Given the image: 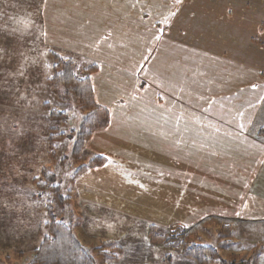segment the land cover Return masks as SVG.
<instances>
[{
  "label": "rangeland",
  "instance_id": "obj_1",
  "mask_svg": "<svg viewBox=\"0 0 264 264\" xmlns=\"http://www.w3.org/2000/svg\"><path fill=\"white\" fill-rule=\"evenodd\" d=\"M136 1L60 0L56 12L62 21L70 22L75 38L67 42L66 51L59 53L74 61L79 77L92 66H100L99 81L110 84L106 94L110 101L131 102L133 110L146 115L150 111L151 118L161 122L166 103V112L177 116V133L189 130L192 134L198 117L196 107H200L204 96L213 95L209 85L220 78L224 70L220 66L230 63L228 55L233 49L223 29L228 27L225 14L231 0H186L190 5L181 9L182 14L178 12L171 26L161 23L163 10L157 8L160 13L155 16L156 30L145 25L141 17L139 26L134 27L137 35L123 30L130 14L137 13L133 9ZM150 1L158 5L164 0ZM236 2L244 6L258 0ZM40 3L41 0H0V264H30L48 235L53 217L66 223L74 221L76 234L95 264H195L183 255L185 244L214 247L224 258L238 254L242 260L252 257V264H264V223L244 225L208 215L197 218L200 222L192 230L173 226L170 232L181 235L173 240L165 228L157 227L151 232L150 224L125 216L108 221L95 218L86 223L82 200L77 195L79 188L102 180L100 185L107 194L112 188L125 196L134 193V187L126 182H133L135 177H131L130 169H125L126 179L110 171L126 163L120 159L116 164L108 163V137L100 146L77 151L78 131L94 107L67 94L65 87L51 86L53 52L52 56L46 51L37 56V50L29 57L9 56V41L15 42L13 48L22 45V37L27 35L23 31L33 28L31 32L35 33V29L41 34L39 23L35 24ZM160 29H164L161 42L155 39ZM101 32L107 33L102 37H108V41L99 40ZM160 44L163 48L156 50ZM146 59L149 67L143 71ZM139 70L138 94L134 84ZM160 76L173 96L169 101L166 94L162 103L157 99L160 92L162 97L164 93L151 84ZM230 77L232 74L222 78L227 81ZM146 78L150 83L144 84ZM176 99H182V104L177 106ZM138 101L145 107L136 108ZM263 121L264 114L257 126ZM139 131L136 134L140 138L143 133ZM178 137L175 134L173 140ZM97 157L104 159L92 165ZM91 165L102 166V170L91 173ZM174 214L166 219H174ZM224 242L229 250L221 248Z\"/></svg>",
  "mask_w": 264,
  "mask_h": 264
},
{
  "label": "crops",
  "instance_id": "obj_2",
  "mask_svg": "<svg viewBox=\"0 0 264 264\" xmlns=\"http://www.w3.org/2000/svg\"><path fill=\"white\" fill-rule=\"evenodd\" d=\"M69 1L63 0L64 3ZM136 2L141 7L138 3L133 4L137 13L130 14L123 29L136 35L134 27L139 26L141 17L145 18V25H151L154 29L156 13H160L157 8L163 10V16L173 5V0H164L158 5L157 1L152 3L150 0ZM189 5L183 0L177 6L179 14H182V8ZM59 6L60 0H41L35 20L36 26L39 23L41 34L35 29V33L31 32L33 28L23 31L27 35L22 37V45L13 48L15 42L9 41V56L29 57L35 50L37 56L41 55L40 51L50 55L52 52L60 54V51H66L69 48L67 42L73 41L75 34L69 28L70 22L67 19L62 21L56 12ZM141 10L144 12L141 13ZM225 16L228 27L223 31H226V40L233 49L228 55L230 63L220 66L224 69L220 78L209 85L210 94L213 95L208 98L204 96L200 107H196L198 117L192 134H189V130L177 133V116L166 112V103L161 122L159 118H151L150 111L146 115L133 110L131 102L129 105V102L121 100L110 101L106 97L110 84L99 81L100 66L91 75L94 100L109 110L110 122L107 127L93 133L85 149L100 146L103 138L108 137L111 145L107 148L108 163L116 164L119 159L126 163L121 169L114 166V170L110 171L126 179L125 169H130L135 181L129 179L126 182V185L134 187V193L129 192L125 196L112 188L107 194V190L100 185L102 180H93L84 189L79 188L77 195L82 200L86 223L95 218L108 221L109 218L125 216L150 224L151 232L162 227L168 233L178 225L192 230L200 222L197 218L208 215L230 218V221L244 225L264 223V133H259L264 121L257 126L264 114V36L259 35L264 33V0L244 6L231 0L227 3ZM217 31L220 35L221 29ZM105 34L100 33V41L109 40L102 37ZM12 49L21 52L12 54ZM140 72L135 76L134 84L138 94ZM229 74L232 77L225 81L222 77ZM166 86L164 80L163 98L167 99L168 94L170 101L173 96ZM137 99L141 100L139 95ZM176 102L177 106L181 105L182 99H176ZM139 106L145 107V104L138 101L135 107ZM173 120L176 121L174 125ZM188 125L189 118L187 128ZM140 129L143 131L140 132ZM137 131L143 133L140 138ZM175 134L179 137L174 141ZM90 169L91 173H98L102 166H92ZM173 213L174 219H166L167 215L172 217ZM69 223L73 225L74 234L79 240L74 221Z\"/></svg>",
  "mask_w": 264,
  "mask_h": 264
},
{
  "label": "trees",
  "instance_id": "obj_3",
  "mask_svg": "<svg viewBox=\"0 0 264 264\" xmlns=\"http://www.w3.org/2000/svg\"><path fill=\"white\" fill-rule=\"evenodd\" d=\"M161 41L162 39H159V42ZM162 48L163 46L160 44L157 46L156 50ZM52 57L54 64L53 76L50 79L51 86L65 87L67 94L74 95L84 103L85 106L94 107L83 121L78 131L75 145L77 151H81L85 149L86 143L93 133L96 130L107 127L110 122L109 110L94 102L91 75L99 69V66H92L79 77L75 73V63L72 59L63 58L56 52H53ZM145 64L143 71H147L149 67L148 59L145 60ZM152 80L153 82L151 84L159 87L162 93H164L163 77H155ZM147 83L150 82H147L146 78L144 84ZM143 85L141 87H143ZM160 94L161 92L157 100L162 103L163 97ZM259 133H264V127L259 130ZM103 159L104 157H97L96 162L92 161V165H97ZM154 237L157 238L156 235H154ZM227 244V242H224L221 243L220 246L221 248H227L229 250ZM184 246L183 255L193 260L195 264H252V257L242 260L240 255L234 254L230 258H224L221 255L220 249L214 247L197 244H185ZM30 264H95V262L93 257L88 253V250L75 236L73 225L71 223L57 221L53 217V220L49 223L48 235H46L44 241L35 250L33 260Z\"/></svg>",
  "mask_w": 264,
  "mask_h": 264
},
{
  "label": "snow or ice",
  "instance_id": "obj_4",
  "mask_svg": "<svg viewBox=\"0 0 264 264\" xmlns=\"http://www.w3.org/2000/svg\"><path fill=\"white\" fill-rule=\"evenodd\" d=\"M183 3V0H174L173 5L171 8H169L167 14H164L161 19V23L166 25V26H171L173 23L174 18L177 16L179 8L177 7L178 5H181ZM164 34V29H160L159 33L155 35V39L159 40L162 38ZM261 36H264V33L259 34ZM255 87V85L253 86ZM264 163V162H262Z\"/></svg>",
  "mask_w": 264,
  "mask_h": 264
},
{
  "label": "built area",
  "instance_id": "obj_5",
  "mask_svg": "<svg viewBox=\"0 0 264 264\" xmlns=\"http://www.w3.org/2000/svg\"><path fill=\"white\" fill-rule=\"evenodd\" d=\"M179 236H181L180 235V233L178 232V231H171L170 232V235H169V239L170 240H173V239H175V238H177V237H179ZM167 242V241H166Z\"/></svg>",
  "mask_w": 264,
  "mask_h": 264
}]
</instances>
